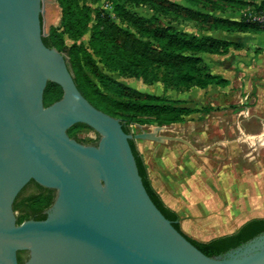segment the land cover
Wrapping results in <instances>:
<instances>
[{
	"label": "water",
	"instance_id": "95a60500",
	"mask_svg": "<svg viewBox=\"0 0 264 264\" xmlns=\"http://www.w3.org/2000/svg\"><path fill=\"white\" fill-rule=\"evenodd\" d=\"M43 14L52 22V2L0 0V264H264V219L202 233L160 205L161 137L80 92L65 52L42 39ZM30 179L54 198L44 218L17 222Z\"/></svg>",
	"mask_w": 264,
	"mask_h": 264
},
{
	"label": "rangeland",
	"instance_id": "374dc122",
	"mask_svg": "<svg viewBox=\"0 0 264 264\" xmlns=\"http://www.w3.org/2000/svg\"><path fill=\"white\" fill-rule=\"evenodd\" d=\"M46 1L56 8L52 22L50 14H43L48 32L50 25L58 24L61 12L57 0ZM116 1L139 14L155 13L178 30L198 35L217 33L156 10L145 0ZM79 2L90 11L97 6L111 11L112 0ZM253 10L245 6L241 12ZM224 14L238 17L237 13ZM219 31L218 37L243 43L242 48H230L226 53L202 54L212 72L228 77L226 85L165 83L160 79L163 69L157 70L154 79L109 73L130 86L194 108L182 121L168 124L141 122L138 119L142 116L125 113L120 116L130 129L154 131L161 137L164 147L153 189L177 212L180 224L197 232L223 235L249 218L264 216V31ZM88 39L89 32H85L75 40L88 44ZM73 40L65 35L67 44ZM45 201L36 199L34 204L44 206Z\"/></svg>",
	"mask_w": 264,
	"mask_h": 264
},
{
	"label": "trees",
	"instance_id": "16d2710c",
	"mask_svg": "<svg viewBox=\"0 0 264 264\" xmlns=\"http://www.w3.org/2000/svg\"><path fill=\"white\" fill-rule=\"evenodd\" d=\"M145 1L156 10L180 16L211 30L264 31V25L251 19L247 12H241L245 6L254 10L264 9V0ZM57 2L61 12L59 22L49 26L47 34L42 36L44 43L66 53L80 92L96 107L119 117L122 127L126 128L129 125L120 116L121 113L142 116L138 119L141 122L168 124L182 121L194 108L178 99L130 86L109 72L154 79L158 77L157 70L163 69L160 79L165 83L199 87L212 83L226 85L229 79L212 72L200 53L222 54L230 48L243 47L240 41L178 30L155 13L139 14L116 0L111 2V11L100 6L90 11L79 0ZM228 12L237 13L238 17L224 14ZM112 13L126 26L120 24ZM85 32H89L88 44L75 40ZM65 35L74 40L67 44ZM31 181L38 191L23 198H20L19 192L13 201V209L18 212L17 222L26 219L29 213H38L35 217L44 218L43 209L53 201V188L40 185L34 179ZM153 191L160 205L180 223L177 212ZM44 198V206L34 204L36 199ZM256 219H264V216L249 218L237 229ZM235 231L223 235L231 236ZM23 252H17L18 260L24 258Z\"/></svg>",
	"mask_w": 264,
	"mask_h": 264
},
{
	"label": "flooded vegetation",
	"instance_id": "af4514ba",
	"mask_svg": "<svg viewBox=\"0 0 264 264\" xmlns=\"http://www.w3.org/2000/svg\"><path fill=\"white\" fill-rule=\"evenodd\" d=\"M38 191V188L37 186L31 181V179L19 190L20 192V198H23L25 196H29L31 194H34ZM18 192V193H19ZM17 193V194H18ZM46 209V208H45ZM45 209H43V213H45ZM17 211H16V215H17ZM36 215H38V213H29L27 214V217L26 218H34V219H39L38 217H35ZM23 259L22 260H19V261H23L25 259H27L28 257V251L27 250H24L23 252Z\"/></svg>",
	"mask_w": 264,
	"mask_h": 264
},
{
	"label": "built area",
	"instance_id": "2783aa9c",
	"mask_svg": "<svg viewBox=\"0 0 264 264\" xmlns=\"http://www.w3.org/2000/svg\"><path fill=\"white\" fill-rule=\"evenodd\" d=\"M248 16L255 20L260 22L262 25H264V9L255 10L251 13H247Z\"/></svg>",
	"mask_w": 264,
	"mask_h": 264
},
{
	"label": "crops",
	"instance_id": "0c3cea01",
	"mask_svg": "<svg viewBox=\"0 0 264 264\" xmlns=\"http://www.w3.org/2000/svg\"><path fill=\"white\" fill-rule=\"evenodd\" d=\"M219 30H221V29H215V30H213L214 32H217L216 34H212V35H214V36H216V37H218L219 36V34H221V33H219V32H221V31H219ZM233 40V39H232ZM203 53H206V52H202V53H200L201 55L203 54ZM219 54V53H218ZM220 74V73H219ZM226 77V76H225ZM228 78V77H227Z\"/></svg>",
	"mask_w": 264,
	"mask_h": 264
}]
</instances>
